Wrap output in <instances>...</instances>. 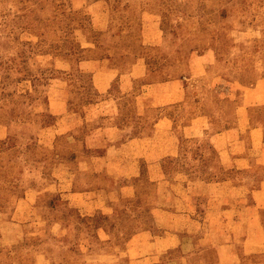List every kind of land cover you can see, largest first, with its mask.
<instances>
[{
  "label": "rangeland",
  "instance_id": "1",
  "mask_svg": "<svg viewBox=\"0 0 264 264\" xmlns=\"http://www.w3.org/2000/svg\"><path fill=\"white\" fill-rule=\"evenodd\" d=\"M144 228L145 264H264V0H0V264Z\"/></svg>",
  "mask_w": 264,
  "mask_h": 264
},
{
  "label": "crops",
  "instance_id": "2",
  "mask_svg": "<svg viewBox=\"0 0 264 264\" xmlns=\"http://www.w3.org/2000/svg\"><path fill=\"white\" fill-rule=\"evenodd\" d=\"M170 116H164L165 118L162 117L161 118L162 119L161 122H170V120L174 119V117L171 116V118H170ZM190 126H191L190 124L184 126L185 127V129H184L185 132L183 131V134L184 135H181V136L180 135L179 136H176L177 133L174 130H170V133L172 134V136L174 135L173 138H172V141L173 142L171 143V147H173V150H176V152L178 150L180 151L181 148L184 146V142H182V138H187L189 136H194V135L198 134V131H196L195 133L193 132V133H190L189 134L187 132V130L189 129ZM191 129H193V127H191ZM219 129L223 130V128H219ZM196 130H198V129H196ZM174 132H175V134H174ZM229 132L230 131H226V132L225 131H221V132H218V136H220L222 134H225V133L227 134ZM134 140H138V138L135 137V136L128 138V142H130V143L131 142H134ZM120 152L121 151L119 149V151H118L119 156H120ZM174 152L175 151H172L169 154H172L173 155ZM124 154H125V150H124ZM126 154H127V156L129 155L132 158H136V157L141 156L140 153H137V152H134V151H131V153H129V151H128ZM136 165H137V163H136ZM122 166H125V164L120 165L119 168H121ZM109 234H111V233H109ZM161 236L162 237H168V236H173V235L172 234L171 235H167V234L162 235L161 234L160 237ZM156 237L157 236H153L152 235L150 229H145V228L142 229V230H140V231H138V232H136V233H134L130 237V239H129L130 246L128 247V250L129 251H134V253H130V256L132 257L130 259V262L132 264H145V263H143V260L145 259L146 254L148 252L154 251L153 248L156 247V245H155V244H157V241L155 240ZM141 239H143V240H141ZM136 240L138 242H140V243L143 242V243H141V246H139V244H137V241ZM145 246H150L152 249H147L146 251H143V252L142 251H140V252L138 251L137 252V251L134 250V248H139L140 249L141 247H145ZM124 252H125L124 249L121 252H119L118 249L116 251L115 250H112V254L114 253V255L116 256L115 257V260H109V261H98V260L97 261H93V260H91V261H88V262H84V264H125L124 263V259L122 257V255L124 254ZM103 253H108V251L105 249L103 251ZM36 254H37L36 257L39 259V261L36 262V264H60V260H57V258H56V254L57 253H56L55 250L40 249V250H37L36 251ZM128 262H129V260H128ZM167 264H178V261L177 260L176 261L171 260Z\"/></svg>",
  "mask_w": 264,
  "mask_h": 264
}]
</instances>
